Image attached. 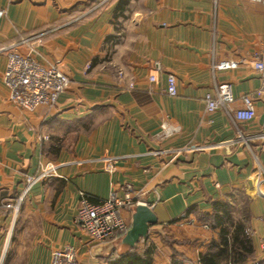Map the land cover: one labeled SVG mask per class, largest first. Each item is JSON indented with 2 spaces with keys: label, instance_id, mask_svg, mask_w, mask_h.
<instances>
[{
  "label": "crops",
  "instance_id": "0c3cea01",
  "mask_svg": "<svg viewBox=\"0 0 264 264\" xmlns=\"http://www.w3.org/2000/svg\"><path fill=\"white\" fill-rule=\"evenodd\" d=\"M0 9V49L23 42L21 54L59 62L71 80L55 106L28 112L9 100L0 54V264H51L66 247L81 264H202L223 248L218 216L243 224L240 237L252 245L243 264L264 262V141L250 150L234 144V124L205 104L213 62L234 60L238 68L216 81L230 88L233 110L255 97L256 118L238 127L264 130V75L253 67L264 46V2L0 0ZM164 123L181 131L161 139ZM48 164L55 175L23 193L25 176ZM128 190L157 225L132 250L124 235L93 242L77 218L80 194L99 202ZM17 201L19 210L3 207ZM132 216L123 212L130 225ZM216 264H232L229 247Z\"/></svg>",
  "mask_w": 264,
  "mask_h": 264
},
{
  "label": "built area",
  "instance_id": "2783aa9c",
  "mask_svg": "<svg viewBox=\"0 0 264 264\" xmlns=\"http://www.w3.org/2000/svg\"><path fill=\"white\" fill-rule=\"evenodd\" d=\"M264 2V0H256ZM4 16V11L0 9V19ZM23 42L13 43L0 49V54L5 53L7 57L6 70L3 75V82L9 90V100L23 110L34 112L40 107H53L57 104L59 97L64 94L70 84V78L62 71L59 62L49 66H44L37 62L32 53L23 55L19 52V47ZM239 63L228 60L221 63L212 64L214 88L213 91L205 96L206 110L209 113L222 110L229 120L236 127V138L234 144H239L250 150L251 144L255 141H264V130L256 134L243 132L239 123H250L256 118L255 97L247 95L242 97L243 107L233 110L235 102L228 85H220L216 81V73L220 71H231L237 69ZM254 69L264 75V46L256 61ZM156 70L161 71V66L156 65ZM154 76L150 82H155ZM168 94L172 97L177 96V80L172 74L168 75ZM258 96H264V76L262 86L258 91ZM181 129L164 123L161 126L160 138L167 139L178 134ZM55 167L52 164L45 166L39 176H25L23 193L38 180L44 177H53ZM107 171H114V163L110 161ZM260 176L264 181V168L260 167ZM132 190H128L124 199L112 196L110 199L93 202L86 194H80V205L78 209V221L89 238L96 243H106L113 240L117 235H125L131 225L123 217L125 210H133L136 206L143 205L132 196ZM3 207L19 210V201L16 204H5ZM51 264H81L77 258V252L72 247L52 252ZM264 264V262L262 263Z\"/></svg>",
  "mask_w": 264,
  "mask_h": 264
},
{
  "label": "trees",
  "instance_id": "16d2710c",
  "mask_svg": "<svg viewBox=\"0 0 264 264\" xmlns=\"http://www.w3.org/2000/svg\"><path fill=\"white\" fill-rule=\"evenodd\" d=\"M216 225H220L222 227L223 232V240L218 244V246H223V248L218 249L216 252L208 253L211 258L209 259L207 255L201 257L202 264H216L219 260L224 256L226 249L229 247L231 251V263L232 264H243L246 259L252 253V245L250 241L244 237L241 238V234L243 233L244 226L241 223H233L231 222V218L229 216H218L216 217ZM230 229L234 232L233 236L230 234ZM215 246V244H214ZM212 246V248L214 247ZM134 264H140L136 258H134Z\"/></svg>",
  "mask_w": 264,
  "mask_h": 264
},
{
  "label": "water",
  "instance_id": "95a60500",
  "mask_svg": "<svg viewBox=\"0 0 264 264\" xmlns=\"http://www.w3.org/2000/svg\"><path fill=\"white\" fill-rule=\"evenodd\" d=\"M157 218L148 206L139 205L133 209L132 223L128 232L122 238L121 244L129 250L145 239L152 226L157 225Z\"/></svg>",
  "mask_w": 264,
  "mask_h": 264
}]
</instances>
